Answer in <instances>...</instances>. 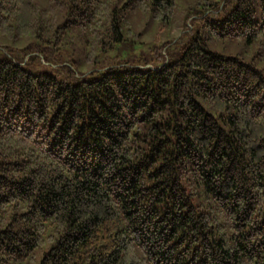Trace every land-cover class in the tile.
I'll return each instance as SVG.
<instances>
[{"label":"trees","instance_id":"trees-1","mask_svg":"<svg viewBox=\"0 0 264 264\" xmlns=\"http://www.w3.org/2000/svg\"><path fill=\"white\" fill-rule=\"evenodd\" d=\"M175 1L0 0V264H264V0Z\"/></svg>","mask_w":264,"mask_h":264},{"label":"rangeland","instance_id":"rangeland-1","mask_svg":"<svg viewBox=\"0 0 264 264\" xmlns=\"http://www.w3.org/2000/svg\"><path fill=\"white\" fill-rule=\"evenodd\" d=\"M188 0H176L174 5V11L169 19V22L162 24L158 27L157 36L161 40L165 37L176 35L180 29L183 18V6ZM190 1V0H189ZM135 18V14H133ZM135 26L139 25V20L135 19ZM191 26L194 27V22L191 21ZM155 26L152 22H149L146 27L141 30L140 35L138 36V41L134 42L133 49H146V46L150 43L149 38L153 32ZM201 34L205 36L204 42L205 46L211 50H215L222 53H233L241 54L245 58L253 55V53L261 49L259 55H255L254 62L255 65L260 66L264 64V38L255 37L251 41H246L244 37L234 36L227 37L226 35H216L209 30H207L206 25L203 26ZM86 63L80 65L81 68H84ZM21 264H26L25 260H20Z\"/></svg>","mask_w":264,"mask_h":264}]
</instances>
